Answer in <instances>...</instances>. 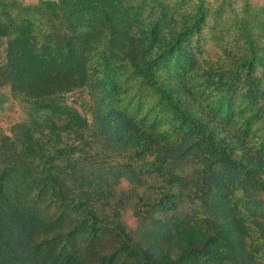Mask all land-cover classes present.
Segmentation results:
<instances>
[{
	"label": "rangeland",
	"instance_id": "374dc122",
	"mask_svg": "<svg viewBox=\"0 0 264 264\" xmlns=\"http://www.w3.org/2000/svg\"><path fill=\"white\" fill-rule=\"evenodd\" d=\"M161 1L184 35L182 52L157 60L158 86L171 88L174 95L181 86L189 88L193 100L206 112L222 119L263 153L264 95L255 84L264 90V0ZM51 2L14 0L0 5V15H12L16 26L30 27L39 49L53 29ZM75 12L70 14L75 16ZM6 47L0 43V68L5 64ZM100 48L88 55V83L69 92L36 101L18 96L9 85H0V182L12 183L13 190H34L39 158L11 149L27 139L36 123L40 131L35 136L47 164L44 171L57 174L70 190L92 192L87 204L97 217L107 219L135 242L153 238L171 218L183 226L197 225L208 215L206 204L217 184L230 191L231 202L249 226L258 244L257 257L264 264V238L252 225L256 219L264 222V177L245 168L235 175L227 156H220V150L201 140L172 108L163 89L139 76L127 58L116 49L111 52L104 39ZM105 73L115 86L104 79ZM109 110L131 117L160 144L181 150L180 157L161 163L153 157L142 160L104 143L96 117ZM74 118L83 125L60 132L59 137L44 123L51 119L63 125ZM111 237L107 233L102 238L104 245L110 246Z\"/></svg>",
	"mask_w": 264,
	"mask_h": 264
},
{
	"label": "trees",
	"instance_id": "16d2710c",
	"mask_svg": "<svg viewBox=\"0 0 264 264\" xmlns=\"http://www.w3.org/2000/svg\"><path fill=\"white\" fill-rule=\"evenodd\" d=\"M13 1L0 0V5ZM145 1L52 0L53 29L39 49L30 27L16 26L12 15H0V43L7 44L0 85H9L18 96L36 101L82 87L88 83V55L99 51L104 39L111 52L116 49L127 58L139 76L163 89L172 108L201 140L220 150V156H227L235 175L245 168L264 177V152L256 151L250 140L206 112L193 100L189 88L181 86L174 95L171 88L158 86L154 72L157 60L182 52L184 33L167 16L168 6L161 0ZM76 9L72 16L71 11ZM102 61L106 63L104 58ZM106 74L104 79L115 86ZM255 86L264 95V90ZM96 122L104 143L121 147L142 160L153 157L161 163L182 153L160 144L123 113L109 110L97 115ZM44 123L55 137L83 125L78 118L63 125L51 119ZM33 127L27 139L20 141L19 147L12 146L11 151L14 147L22 155L26 152V157L39 158V180L34 190H13L9 185L12 183L0 182V264H261L258 244L225 186L215 184V194L206 204L208 215L197 225L183 226L171 218L169 224L154 232L153 238L137 243L122 229L113 228L107 219L97 217L87 204L92 192L70 190L57 174L44 171L47 164L35 136L40 126L34 123ZM252 225L264 238V222L256 219ZM107 233L112 234L110 246L102 239Z\"/></svg>",
	"mask_w": 264,
	"mask_h": 264
}]
</instances>
